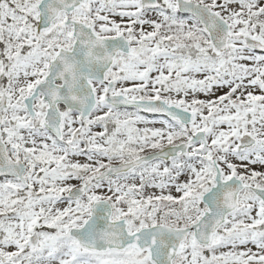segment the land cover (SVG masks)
<instances>
[{
  "label": "snow or ice",
  "instance_id": "obj_1",
  "mask_svg": "<svg viewBox=\"0 0 264 264\" xmlns=\"http://www.w3.org/2000/svg\"><path fill=\"white\" fill-rule=\"evenodd\" d=\"M0 264H264V0H0Z\"/></svg>",
  "mask_w": 264,
  "mask_h": 264
}]
</instances>
